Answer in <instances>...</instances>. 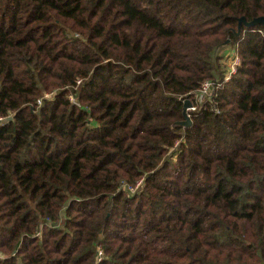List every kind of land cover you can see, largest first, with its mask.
<instances>
[{
  "label": "trees",
  "instance_id": "obj_1",
  "mask_svg": "<svg viewBox=\"0 0 264 264\" xmlns=\"http://www.w3.org/2000/svg\"><path fill=\"white\" fill-rule=\"evenodd\" d=\"M260 17L0 0V264H264V25L239 26ZM232 45L236 76L178 126Z\"/></svg>",
  "mask_w": 264,
  "mask_h": 264
},
{
  "label": "built area",
  "instance_id": "obj_2",
  "mask_svg": "<svg viewBox=\"0 0 264 264\" xmlns=\"http://www.w3.org/2000/svg\"><path fill=\"white\" fill-rule=\"evenodd\" d=\"M258 32L263 33L262 30ZM223 65V79L222 80H206L201 84V86L193 93L192 97L185 99L191 104V107L187 109V114L189 118L196 112L200 111L201 108L206 105H213V102L218 98L220 91L225 87V85L232 81L234 76L238 72V68L241 65V58L238 51L237 45H232L223 52V58L221 60ZM53 94H46L45 98H51ZM72 102L79 105L74 98H71ZM43 99L38 100L37 104L41 106ZM217 112H219L217 110ZM0 122H3V119H0ZM142 182V181H141ZM141 182L138 183V186L135 188H129L130 191L135 192L136 189L141 185Z\"/></svg>",
  "mask_w": 264,
  "mask_h": 264
},
{
  "label": "water",
  "instance_id": "obj_3",
  "mask_svg": "<svg viewBox=\"0 0 264 264\" xmlns=\"http://www.w3.org/2000/svg\"><path fill=\"white\" fill-rule=\"evenodd\" d=\"M239 26L241 27L242 25H245L246 27H255L258 25H264V17L257 18L253 20L252 22H248L245 18H241L239 21ZM191 107L190 102L186 101L184 103V108H183V118L184 121L180 122L178 126L182 127H189L191 125V120L187 114V109Z\"/></svg>",
  "mask_w": 264,
  "mask_h": 264
},
{
  "label": "rangeland",
  "instance_id": "obj_4",
  "mask_svg": "<svg viewBox=\"0 0 264 264\" xmlns=\"http://www.w3.org/2000/svg\"><path fill=\"white\" fill-rule=\"evenodd\" d=\"M221 52V50L219 51V53ZM220 55V54H219ZM185 103V102H184ZM197 113V112H196ZM194 114L190 117V120H191V124H192V122H193V118H194ZM182 121H184V118H183V120ZM137 190V189H136ZM132 192V191H131Z\"/></svg>",
  "mask_w": 264,
  "mask_h": 264
}]
</instances>
